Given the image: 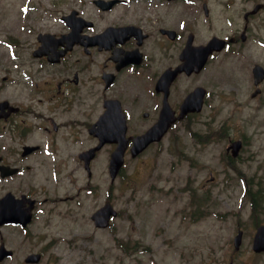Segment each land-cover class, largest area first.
<instances>
[{
	"label": "flooded vegetation",
	"instance_id": "flooded-vegetation-1",
	"mask_svg": "<svg viewBox=\"0 0 264 264\" xmlns=\"http://www.w3.org/2000/svg\"><path fill=\"white\" fill-rule=\"evenodd\" d=\"M21 27L0 30V200L5 197L21 220L29 208L33 214L26 225L1 222L0 244L16 241L22 246V230L34 221L41 202L28 176L35 163L39 168L34 177L53 185L65 179L64 191L75 188L74 194L50 197L51 202L71 201L91 192L93 161L107 149L104 160L109 163L122 125L128 138L126 161L159 142H149L133 155V136L161 118H178L196 87L204 88L202 94L196 92L195 99L202 95L200 108L187 110L179 121L205 111L213 115L218 99L236 96L237 101L246 93L249 99L264 101V0H53L43 13L25 17ZM185 52L203 55L197 71L187 73L186 66L181 67ZM210 69L218 76L225 73L217 78L219 85L238 83L241 89L212 93L205 72ZM179 121L174 120L164 136ZM187 123L199 143L228 136L224 126L194 131ZM104 136L108 140L93 150ZM234 141H239L235 150ZM244 141L227 138L226 163L232 165ZM78 175L83 182L78 183ZM242 178L255 225L248 242L237 226L233 236L239 238L236 243L233 237L232 244L238 250L243 239L248 246L242 264H256L258 256L264 264V248L253 247L254 234L264 224L258 222L264 213V187L252 189V177ZM211 179L213 175L203 184ZM106 200L111 196L106 194ZM6 248L11 254L1 262L20 251ZM38 252L42 256L43 251Z\"/></svg>",
	"mask_w": 264,
	"mask_h": 264
},
{
	"label": "rangeland",
	"instance_id": "rangeland-1",
	"mask_svg": "<svg viewBox=\"0 0 264 264\" xmlns=\"http://www.w3.org/2000/svg\"><path fill=\"white\" fill-rule=\"evenodd\" d=\"M52 1L0 0V30L14 31L23 25L25 17L43 13ZM205 72L212 93L214 89H241L238 83L219 85L223 71L220 76L211 69ZM235 97L218 99L213 115L205 111L177 122L139 158H127L112 182L104 160L109 151L102 150L93 161L91 192H82L71 201L51 202L50 197L74 194L75 188L64 191L65 179L53 185V181L34 177L39 168L35 163L28 177L41 203L33 223L22 231L26 234L23 245L16 241L6 244L20 251L0 264H27L25 255L37 250L43 251L42 257L34 264H242L249 254L248 246L242 239L239 249L234 250L232 238L239 226L248 242L255 222L244 180L225 162L223 151L228 137L243 138L232 165L252 177L250 188L264 187V101L249 99L246 93L237 96V101ZM186 122L194 131L224 126L228 136L199 143L186 129ZM210 175L213 179L203 184ZM80 182L83 177L78 175ZM44 185L47 189L42 190ZM106 194L118 213L109 226L100 228L93 224L90 214ZM260 220H264V213L258 215ZM254 260L261 264L263 257Z\"/></svg>",
	"mask_w": 264,
	"mask_h": 264
},
{
	"label": "water",
	"instance_id": "water-1",
	"mask_svg": "<svg viewBox=\"0 0 264 264\" xmlns=\"http://www.w3.org/2000/svg\"><path fill=\"white\" fill-rule=\"evenodd\" d=\"M205 56V55H204ZM184 63L181 65V67L186 66L187 72H190L193 68L196 70L199 69L200 65L203 63V55L202 54H194L191 52H186L183 54ZM258 67V66H255ZM175 75V70H173L172 76ZM196 92H199L202 94V89L197 88L195 91L191 92L184 100L183 107L181 112L178 115V118H181L184 113L189 110H198L200 108V104L202 101V95H199L197 99L196 98ZM164 119L161 118L157 123H155L153 126H151L145 133L142 135H138L133 137V145L131 147L132 154L134 155L136 152L141 150L147 143H149L152 140H158L161 138L163 133L166 131L168 125L174 120L173 117H169L163 122ZM125 132V125L121 126V129L119 130L116 135L120 136L119 144L117 147L111 152L110 161H109V173L111 175V178H114L116 175L118 168L121 166L123 162V150L125 147V139L123 138ZM108 140L107 136H104L102 139H100L99 143L93 147V150H97L101 146V144ZM239 141H234L232 143L233 150L238 149ZM94 155V153H93ZM5 197L0 200V222L3 221H9V220H20L19 218L15 217L13 213L16 212V210L12 207L11 204L4 202ZM30 209V208H29ZM27 220L30 219L31 213L28 211L27 213ZM111 215H116V210L113 209L112 205L109 202H106L103 206H101L99 209L93 212L92 219L94 221V224L99 227H104L108 225L109 218ZM239 238V234L235 236V242L237 243ZM253 247L256 250L264 248V226L258 227L257 233L253 240ZM3 249V246H0V251ZM9 253V251L3 252V254ZM40 258V253H30L25 260L26 261H32L37 262Z\"/></svg>",
	"mask_w": 264,
	"mask_h": 264
}]
</instances>
